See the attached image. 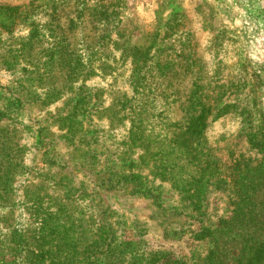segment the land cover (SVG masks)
I'll return each instance as SVG.
<instances>
[{"label":"rangeland","instance_id":"obj_1","mask_svg":"<svg viewBox=\"0 0 264 264\" xmlns=\"http://www.w3.org/2000/svg\"><path fill=\"white\" fill-rule=\"evenodd\" d=\"M156 1L0 0V264H264V0Z\"/></svg>","mask_w":264,"mask_h":264},{"label":"crops","instance_id":"obj_2","mask_svg":"<svg viewBox=\"0 0 264 264\" xmlns=\"http://www.w3.org/2000/svg\"><path fill=\"white\" fill-rule=\"evenodd\" d=\"M151 1H153L154 4L153 3H149V4H147L145 6L143 0H137V5H136V8H135V10L137 12L141 13L145 17V20H147V21H153L156 18V9H157V6H158V4H157L158 2L156 0L155 1L151 0ZM184 6H185V4H183L182 0H176L173 3L172 9L175 12H179L180 15L182 16V14L184 13L183 12L184 11L183 10Z\"/></svg>","mask_w":264,"mask_h":264},{"label":"trees","instance_id":"obj_3","mask_svg":"<svg viewBox=\"0 0 264 264\" xmlns=\"http://www.w3.org/2000/svg\"><path fill=\"white\" fill-rule=\"evenodd\" d=\"M174 15H180V13L179 12H174ZM250 193H251V195H250ZM256 193V191H250L249 192V190H243L242 191V193H241V199L239 200V201H237L236 202V206H235V215H238V213L240 212V211H243L244 210V208L239 204V203H241L243 200H244V198L246 197H250V196H255L254 194ZM249 194V195H248ZM239 222V221H238ZM240 223V222H239ZM238 228H241V229H248V227H246V225H244V226H239ZM22 251L21 250H19V248H17V249H15V252H14V257H22V253H21ZM21 259V258H20ZM256 262H258V261H256Z\"/></svg>","mask_w":264,"mask_h":264}]
</instances>
